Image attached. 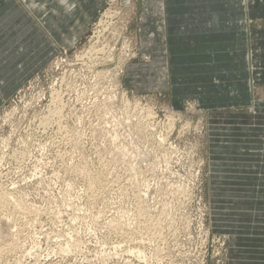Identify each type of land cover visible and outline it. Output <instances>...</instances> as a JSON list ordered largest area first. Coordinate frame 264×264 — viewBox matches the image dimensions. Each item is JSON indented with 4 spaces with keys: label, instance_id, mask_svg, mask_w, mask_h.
<instances>
[{
    "label": "rangeland",
    "instance_id": "rangeland-1",
    "mask_svg": "<svg viewBox=\"0 0 264 264\" xmlns=\"http://www.w3.org/2000/svg\"><path fill=\"white\" fill-rule=\"evenodd\" d=\"M157 7L106 0L75 43L0 7V264H264V241L235 260L210 180L211 116L264 111V68L252 104L231 100L234 72L175 84Z\"/></svg>",
    "mask_w": 264,
    "mask_h": 264
},
{
    "label": "crops",
    "instance_id": "crops-1",
    "mask_svg": "<svg viewBox=\"0 0 264 264\" xmlns=\"http://www.w3.org/2000/svg\"><path fill=\"white\" fill-rule=\"evenodd\" d=\"M105 3L106 0H0V7L6 8L3 17L8 18L12 27H16L14 20L25 19V23L17 26L22 34L30 32V28L44 26L49 34L75 33L70 37L75 43ZM145 3L147 7L151 3L159 7L153 11L158 15L160 30L156 32H162L161 37L153 31L150 34L156 36V41L170 42V51L164 49L163 56L172 58L168 65L175 84L198 83L199 72L212 79L216 72H234L238 81L231 86V100L236 105L253 103L249 69L264 68V0H145ZM64 38L65 35L59 37ZM185 72L190 74H181ZM262 108L257 105L249 114L229 111L211 116L224 124L222 132L226 136L211 149L213 209L218 210L222 220L228 221L229 228H237L230 235L236 261L247 246L248 261H255L257 253H262L264 123H258L255 130L248 127L256 111L264 114ZM213 155L217 157L212 161ZM236 253L240 254L236 256Z\"/></svg>",
    "mask_w": 264,
    "mask_h": 264
},
{
    "label": "bare ground",
    "instance_id": "bare-ground-1",
    "mask_svg": "<svg viewBox=\"0 0 264 264\" xmlns=\"http://www.w3.org/2000/svg\"><path fill=\"white\" fill-rule=\"evenodd\" d=\"M108 13H110V12H108ZM1 198V197H0Z\"/></svg>",
    "mask_w": 264,
    "mask_h": 264
}]
</instances>
